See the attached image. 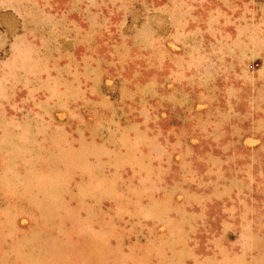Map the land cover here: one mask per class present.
Returning a JSON list of instances; mask_svg holds the SVG:
<instances>
[{
  "label": "rangeland",
  "instance_id": "rangeland-1",
  "mask_svg": "<svg viewBox=\"0 0 264 264\" xmlns=\"http://www.w3.org/2000/svg\"><path fill=\"white\" fill-rule=\"evenodd\" d=\"M0 264H264V0H0Z\"/></svg>",
  "mask_w": 264,
  "mask_h": 264
}]
</instances>
